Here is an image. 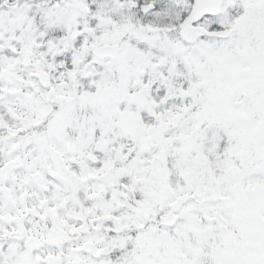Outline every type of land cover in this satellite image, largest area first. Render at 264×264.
Listing matches in <instances>:
<instances>
[{"label": "snow or ice", "instance_id": "6c2138e0", "mask_svg": "<svg viewBox=\"0 0 264 264\" xmlns=\"http://www.w3.org/2000/svg\"><path fill=\"white\" fill-rule=\"evenodd\" d=\"M0 264H264V0H0Z\"/></svg>", "mask_w": 264, "mask_h": 264}]
</instances>
